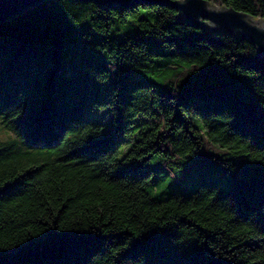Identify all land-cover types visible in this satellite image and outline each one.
<instances>
[{"label": "trees", "instance_id": "1", "mask_svg": "<svg viewBox=\"0 0 264 264\" xmlns=\"http://www.w3.org/2000/svg\"><path fill=\"white\" fill-rule=\"evenodd\" d=\"M176 1L0 23V264H264V62Z\"/></svg>", "mask_w": 264, "mask_h": 264}, {"label": "water", "instance_id": "2", "mask_svg": "<svg viewBox=\"0 0 264 264\" xmlns=\"http://www.w3.org/2000/svg\"><path fill=\"white\" fill-rule=\"evenodd\" d=\"M48 0H0V23L8 22ZM93 3L103 9L115 6L128 8L141 2L154 0H77ZM179 11L180 16L190 26L205 33L220 31L243 39L257 49L258 58L264 62V20L236 11L233 8H219L206 0H178L167 3Z\"/></svg>", "mask_w": 264, "mask_h": 264}, {"label": "rangeland", "instance_id": "3", "mask_svg": "<svg viewBox=\"0 0 264 264\" xmlns=\"http://www.w3.org/2000/svg\"><path fill=\"white\" fill-rule=\"evenodd\" d=\"M10 135L11 134L7 132L0 123V139H7L10 137Z\"/></svg>", "mask_w": 264, "mask_h": 264}]
</instances>
